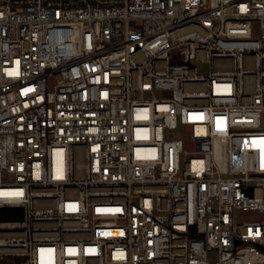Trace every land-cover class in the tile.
<instances>
[{"label": "built area", "instance_id": "2783aa9c", "mask_svg": "<svg viewBox=\"0 0 264 264\" xmlns=\"http://www.w3.org/2000/svg\"><path fill=\"white\" fill-rule=\"evenodd\" d=\"M0 261L264 264V0H0Z\"/></svg>", "mask_w": 264, "mask_h": 264}, {"label": "rangeland", "instance_id": "374dc122", "mask_svg": "<svg viewBox=\"0 0 264 264\" xmlns=\"http://www.w3.org/2000/svg\"><path fill=\"white\" fill-rule=\"evenodd\" d=\"M206 68V66L204 67V69ZM252 217V215L251 214H239L238 215V218L239 219H249V218H251ZM3 261H0V264L2 263Z\"/></svg>", "mask_w": 264, "mask_h": 264}]
</instances>
